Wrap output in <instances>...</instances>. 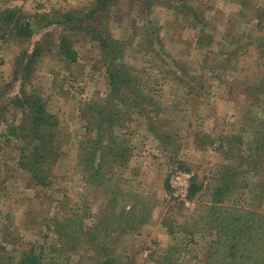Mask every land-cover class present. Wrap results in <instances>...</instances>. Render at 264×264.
Segmentation results:
<instances>
[{"label":"rangeland","instance_id":"obj_1","mask_svg":"<svg viewBox=\"0 0 264 264\" xmlns=\"http://www.w3.org/2000/svg\"><path fill=\"white\" fill-rule=\"evenodd\" d=\"M169 1L163 2L174 4ZM184 1L190 7L199 8L198 12H202L205 19L203 26L199 28V23L188 14L185 19L186 14H177L163 5H155L150 11L138 14V20L134 17L135 12L128 7L129 0H120L116 18L109 27L115 38L136 36V40L144 37L142 25L146 21L150 30H158L148 37L153 43L147 41L148 49H153L160 59L157 64L152 62L155 58L148 60L158 71H162L151 75L158 92L152 117L162 132L172 131L171 146L168 144L169 147L164 148L162 141H156L143 127L135 131L127 127L123 135L117 133L121 135L123 144L128 145L129 155H125L127 165L113 168L109 171L111 176L103 177L98 186L93 187L88 184L92 172L90 169L81 172L76 166L77 151L70 145L68 153H63L55 165L53 185L34 193L26 188L27 174L15 167L18 155L16 145L12 148L0 145V149L4 148L0 150V230L3 226L14 227V232H11L21 239L18 245L12 247L0 236V245L7 249L5 257L12 258L6 264H18L22 251L31 246L37 253L42 246L48 250L43 253L46 254V264L49 261L98 264V259L103 256L118 257L121 264H203L206 246L216 235L214 220L220 206L264 213V141H250L251 130L264 124V101H258L253 107L254 104L244 96L246 87L240 84L248 74L264 78V58L260 57L261 51L256 50L257 43L264 40V0ZM91 2L93 0H0V10L16 6L33 15L53 10H86ZM199 29L205 30L210 40L207 58L212 66L210 69H214L212 73L210 69H205L203 76L208 75L202 76V79H199L202 68L198 62V49L194 45ZM157 34L161 37V46L156 41ZM230 37H233L231 41ZM247 39L253 44L248 43L245 49L240 45ZM236 40L241 41L240 45ZM79 45L83 59L76 69L73 67L67 72L62 69L59 60L47 59L39 66L36 76L39 90L49 99L60 91L55 86H61L65 91L74 87V91L70 89L74 98L69 97L64 100L66 103L59 104L56 102L59 98L52 97L49 107L73 140L76 138L72 134L80 133L83 127L82 121L76 117L75 108L79 106L80 99L95 94L94 97L101 100L107 94L103 69L97 70V78L86 75L97 61V50L90 41L82 40ZM20 51L19 45L0 42V83L11 79L12 65ZM162 58L164 63L160 62ZM137 60L129 61L136 68L148 67L147 60L143 61L145 59L140 57ZM174 66L179 69L177 78L166 70H174ZM51 67H54L52 73L63 77V83L54 85L49 74ZM80 71L87 76L89 83L83 82ZM178 76L183 78L180 83ZM193 77L199 80L197 84L204 85L207 92L204 104L200 102L202 98L192 100L185 95V86ZM233 81H239L237 86L233 85L236 88L234 96L229 93L230 87L226 84ZM195 94L192 92V96ZM132 121L126 120L125 123L133 127L135 123ZM239 129L246 130L242 132L243 138L241 141H227L229 144L209 139L193 141L191 138L198 132L216 140L222 134L240 133ZM70 142L73 144L75 141ZM181 169H187L192 178L195 177L202 185L201 192L187 203L170 197L165 184L169 176ZM224 181H229L227 190L222 187ZM214 189L220 190L217 204L210 199ZM56 202L65 206L61 209L64 215L71 216L87 209L88 218L83 224V230L87 231L95 229L94 223L98 219L94 217L110 208L109 213L105 211L103 214L106 222H101L103 230L97 238L90 234L84 237L83 243L76 241L79 251L87 249L85 256L70 253L66 260V247L60 251V247L56 246L53 251L51 246L55 237L51 234L42 245L41 237L46 232L30 225L26 217L28 209L41 220L51 216L50 213L57 207ZM119 212L122 218L116 221L112 214ZM96 245L106 249H97ZM82 246L85 247L83 250ZM258 257L261 260L262 257Z\"/></svg>","mask_w":264,"mask_h":264},{"label":"trees","instance_id":"obj_2","mask_svg":"<svg viewBox=\"0 0 264 264\" xmlns=\"http://www.w3.org/2000/svg\"><path fill=\"white\" fill-rule=\"evenodd\" d=\"M163 1L167 0H129L128 7L132 12H135V19L139 20L138 14L150 11L155 5H163L177 14H186L185 19L188 14L195 22L199 23V28L203 26L202 23L205 19L202 17V12H198L199 8L190 7L184 0H168L174 4H164ZM119 2L120 0H93L86 10H53L49 13H34L33 15L23 12L20 7L16 6L0 10V42H11L21 46V51L12 65L11 79L0 83V145L11 148L16 145L15 150L18 155L15 158V167L27 174L26 188L32 189L34 193H38L36 191L38 189L44 190L53 185L55 165L60 161L63 153H68L70 145L77 151V159L74 160L76 166L80 168L81 172L90 169L92 173L89 174L88 184L97 187L99 180L111 176L109 175L112 173L109 172L110 170L126 166L128 163V159L125 157V155H129V150L126 147L128 145L127 143L123 144L121 135L117 133L123 135V131L127 127L133 131L143 127L156 141H162L164 148H168L169 141H173L172 131L162 132L156 127L154 117H152L155 112L153 107L157 104L155 102H157L158 92L155 84L152 83L151 75H155L156 72L160 74L162 71H158V68L153 65L154 62L157 64L160 59L156 53H153V49H148L147 44L153 43L148 37L156 34L158 30H150L146 21L142 25L144 26L143 38L139 37L137 40L136 36L126 39L115 38L109 27L116 18ZM140 20L142 21V17ZM258 23L261 24L259 21ZM38 35L39 37L36 38ZM232 39L233 37L229 38L230 41ZM82 40L90 41L93 44L92 47L97 50L98 56L97 61L91 65L89 73L86 75L97 78V70L103 69L107 94L101 100L97 99V96L94 97L95 94L94 96L90 94L84 100L80 99L79 106H75V108L77 119L83 123V130L81 129L80 133L75 135L72 134L76 138L73 140L67 134V129L61 125L58 116L50 112L49 107L52 97H58L59 100L56 102L59 104L66 103L64 100H68L69 97L74 98L70 94V89L74 91V87L65 91L63 87L55 86L60 91L55 92L49 99L39 90L36 76L39 66L47 59L50 61L59 60L62 63V69L67 72L73 67L76 69L83 59L82 51L78 50ZM156 41L160 42V46L162 45L159 34L156 35ZM236 41L240 45L241 41ZM250 42L252 43V40L247 39L240 46H244L246 49ZM257 44L256 50L261 51L260 57L264 58V51H262L264 40ZM194 45L198 49V58L200 59L198 62L204 69H201L202 75L199 77L202 79L205 69L212 68L207 58L211 43L205 30L199 29L198 39L196 37ZM138 57L141 60L145 59L143 61L147 60L148 67L136 68L134 65L132 66L129 60L138 62ZM150 57L155 58L153 63L150 59L148 60ZM162 60L163 58L161 63ZM164 66L166 65L164 64ZM174 68V70L169 68L166 70L175 74V78H177L179 69L177 66ZM53 69L54 67H51L49 74L52 75L54 85L58 82L63 83V77L59 73H52ZM210 71L212 73L214 69H210ZM83 74L80 71V76ZM166 75L168 76V74ZM206 75L208 74L206 73L204 76ZM250 75L244 77L240 84L246 87L243 92L245 98L254 104L253 107H256L255 103L264 101V78L254 74ZM87 76L83 75V82L89 83ZM182 79L178 76V80H180L178 83L182 82ZM197 81L199 80L193 77L187 83L185 95L192 100L193 98H202L200 102L204 104L203 99L204 96L206 98L207 92L204 85L197 84ZM226 84L228 88L230 87L229 93L234 96L233 91H236V88L233 85L237 86L239 81ZM192 92L196 94L192 96ZM126 120H133L132 122L135 123L133 127L125 123ZM243 130L246 131L239 129L240 133L219 135L216 140L210 139L208 134L202 135L198 132L191 138L193 141H208L209 139L211 141H226L229 144L227 141H241ZM250 136V141H264V124L251 130ZM70 141L75 142L70 144ZM4 167L7 168L6 163H4ZM181 171L188 172L187 169H181ZM169 178L170 176L165 182L168 191L170 190ZM220 180L222 181L223 178ZM228 182L224 181L222 185L226 190L230 185ZM201 188V183H198L193 177L190 181L188 200H193L201 192ZM219 192L220 190L214 189L210 193V199L215 204L220 201ZM63 208L65 206L62 202H58L54 212L50 213L51 216L41 220L32 210L28 209L26 217L33 228L46 232L45 236L42 234L41 237L42 245L47 242L51 234L55 237L51 246L53 251L56 246L60 247V251L66 247L67 254L64 255L66 260L70 253L83 257L88 251L87 249L79 251L76 241L83 243V240L90 234L97 238L98 233L103 230L101 222H106L103 214L105 215V211L109 213L110 208L101 211L100 216L94 217L98 221L94 223L95 229L89 228V231L83 230L85 219L88 218L87 209L85 211L82 209L70 216L66 213L62 214L61 209ZM218 209L214 220L216 235L206 246L207 254L203 264H264V213L223 205ZM121 216L120 212L112 214L116 221L121 219ZM23 225L25 224L23 223ZM1 228L0 236L4 238L7 245L14 247L19 244L21 239L12 233L15 230L14 227L12 229L7 226ZM81 248L83 250L85 247ZM96 248L106 249L101 245H96ZM45 250L46 248L43 246L39 248L38 253L33 246L25 248L18 264H46L44 262L46 254L43 255ZM5 255H7V249L0 245V264L11 262L12 258L5 257ZM258 256L262 257L261 260ZM97 263L121 264V261L118 257L103 256L98 259ZM49 264L58 263L49 261Z\"/></svg>","mask_w":264,"mask_h":264},{"label":"built area","instance_id":"obj_3","mask_svg":"<svg viewBox=\"0 0 264 264\" xmlns=\"http://www.w3.org/2000/svg\"><path fill=\"white\" fill-rule=\"evenodd\" d=\"M192 174L186 171H175L169 178V194L175 200L187 203Z\"/></svg>","mask_w":264,"mask_h":264}]
</instances>
